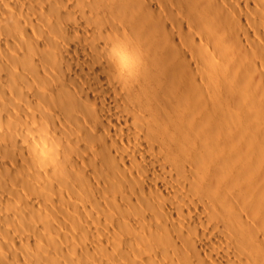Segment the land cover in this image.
I'll list each match as a JSON object with an SVG mask.
<instances>
[{"label": "bare ground", "instance_id": "6f19581e", "mask_svg": "<svg viewBox=\"0 0 264 264\" xmlns=\"http://www.w3.org/2000/svg\"><path fill=\"white\" fill-rule=\"evenodd\" d=\"M0 264H264V0H0Z\"/></svg>", "mask_w": 264, "mask_h": 264}, {"label": "rangeland", "instance_id": "374dc122", "mask_svg": "<svg viewBox=\"0 0 264 264\" xmlns=\"http://www.w3.org/2000/svg\"><path fill=\"white\" fill-rule=\"evenodd\" d=\"M10 6H12V5H10ZM27 33H28V29H27ZM15 249H17V245H16V247H14ZM2 251H4V250H2ZM6 251V250H5ZM8 253V252H7ZM9 257H11V259L13 258L10 254H9ZM17 257H20V255L17 253V255H16V260L18 259V262L20 263V258H17ZM15 258V257H14ZM13 258V259H14Z\"/></svg>", "mask_w": 264, "mask_h": 264}]
</instances>
